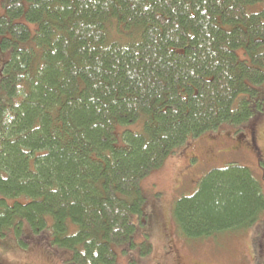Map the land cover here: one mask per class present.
<instances>
[{"label": "trees", "instance_id": "obj_1", "mask_svg": "<svg viewBox=\"0 0 264 264\" xmlns=\"http://www.w3.org/2000/svg\"><path fill=\"white\" fill-rule=\"evenodd\" d=\"M263 86L264 0H2L0 239L116 264L140 184L169 156L226 126L264 140ZM263 216L260 183L236 165L172 210L189 242Z\"/></svg>", "mask_w": 264, "mask_h": 264}, {"label": "rangeland", "instance_id": "obj_2", "mask_svg": "<svg viewBox=\"0 0 264 264\" xmlns=\"http://www.w3.org/2000/svg\"><path fill=\"white\" fill-rule=\"evenodd\" d=\"M263 90L264 86L258 96L264 97ZM253 129L244 126L235 135L234 128L226 126L204 134L144 179L140 184L142 212L132 216L133 247H117L116 264H264V216L241 234L224 233L192 242L181 237L172 220L174 203L192 194L200 179L213 169L228 165L248 168L264 191V140L259 130ZM235 136H241L240 144ZM38 237L28 236L25 246L13 237L0 239V264H69L68 253ZM144 244L150 245L151 251L143 257L139 250Z\"/></svg>", "mask_w": 264, "mask_h": 264}, {"label": "flooded vegetation", "instance_id": "obj_3", "mask_svg": "<svg viewBox=\"0 0 264 264\" xmlns=\"http://www.w3.org/2000/svg\"><path fill=\"white\" fill-rule=\"evenodd\" d=\"M253 141H255V139H254V137L252 136V138H251V142L253 143ZM236 149H238V148H236Z\"/></svg>", "mask_w": 264, "mask_h": 264}]
</instances>
